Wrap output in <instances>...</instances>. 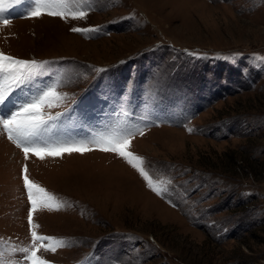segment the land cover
Returning <instances> with one entry per match:
<instances>
[{
	"label": "rangeland",
	"instance_id": "rangeland-1",
	"mask_svg": "<svg viewBox=\"0 0 264 264\" xmlns=\"http://www.w3.org/2000/svg\"><path fill=\"white\" fill-rule=\"evenodd\" d=\"M67 3L87 17L6 13L0 51L49 62L36 83L60 78L49 111H69L46 137L93 150L25 160L0 130V259L27 264L10 251L32 245L27 164L64 205L33 216L65 240L51 264H264V0ZM125 129L164 195L92 143Z\"/></svg>",
	"mask_w": 264,
	"mask_h": 264
},
{
	"label": "snow or ice",
	"instance_id": "snow-or-ice-1",
	"mask_svg": "<svg viewBox=\"0 0 264 264\" xmlns=\"http://www.w3.org/2000/svg\"><path fill=\"white\" fill-rule=\"evenodd\" d=\"M81 4H88L89 0H80ZM21 0H0V20L4 25L10 23L4 18L9 14L8 10L14 5H20ZM26 15L29 18H39L43 15L59 17L64 20H81L87 17L85 11H72L67 0H31ZM70 31L74 33H98L97 27H73ZM48 61H37L35 59H21L0 51V130L6 133L8 140L21 149L25 160L29 153H34L40 159L48 156H61L63 153H81L93 150L89 143L80 141H53L46 137L55 125L51 122L59 121L66 116L69 109L64 112L53 114L49 110L58 107L65 102L67 93L58 91L61 84L60 78L51 83H46L43 88L36 83L39 77L48 74ZM100 72L105 69H99ZM99 99V98H98ZM191 131V129H189ZM133 132L125 129L122 133L104 137L93 141L96 148L104 152H111L124 159L139 175L146 181L147 187L158 195H164L167 188L157 186V182L145 170L144 158L130 151ZM143 135V132H140ZM22 179L30 208L27 220L32 240L31 247H13L11 252L24 254L23 259L27 264H51L44 259L39 252L55 253L59 248L65 246L64 238L38 234L39 225L34 223L33 216L38 210L59 211L64 205L57 197L42 187L39 183L32 181L28 175V166L22 168ZM0 264L5 262L0 259Z\"/></svg>",
	"mask_w": 264,
	"mask_h": 264
},
{
	"label": "bare ground",
	"instance_id": "bare-ground-1",
	"mask_svg": "<svg viewBox=\"0 0 264 264\" xmlns=\"http://www.w3.org/2000/svg\"><path fill=\"white\" fill-rule=\"evenodd\" d=\"M98 154H100V152H97ZM83 155L87 156V155H91L90 153H84ZM102 156H104L103 154H100Z\"/></svg>",
	"mask_w": 264,
	"mask_h": 264
},
{
	"label": "trees",
	"instance_id": "trees-1",
	"mask_svg": "<svg viewBox=\"0 0 264 264\" xmlns=\"http://www.w3.org/2000/svg\"><path fill=\"white\" fill-rule=\"evenodd\" d=\"M238 165H239V166H242L240 162H238Z\"/></svg>",
	"mask_w": 264,
	"mask_h": 264
}]
</instances>
